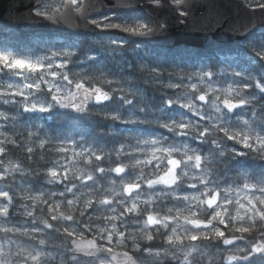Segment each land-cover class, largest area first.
<instances>
[{
	"label": "snow or ice",
	"instance_id": "6c2138e0",
	"mask_svg": "<svg viewBox=\"0 0 264 264\" xmlns=\"http://www.w3.org/2000/svg\"><path fill=\"white\" fill-rule=\"evenodd\" d=\"M241 2L264 21V0ZM197 6L29 7L27 19L77 32L43 54L0 48V264H264V27L256 38L255 22L229 23L234 56L174 66L134 65L124 57L140 45L113 34L163 37L165 10L188 29L223 27ZM81 28L99 37L95 47L83 46ZM105 58L134 70L111 73ZM68 111L105 123L78 139L45 128Z\"/></svg>",
	"mask_w": 264,
	"mask_h": 264
},
{
	"label": "water",
	"instance_id": "95a60500",
	"mask_svg": "<svg viewBox=\"0 0 264 264\" xmlns=\"http://www.w3.org/2000/svg\"><path fill=\"white\" fill-rule=\"evenodd\" d=\"M34 2L35 0H0V23L17 27L23 31L44 30L65 33L77 32V30L70 29L65 25H52L48 21L33 22L27 19L29 7ZM112 2H114V0H112ZM196 3L198 6L194 9V13L197 17L203 14L210 18L223 19V27L217 28L210 33L188 29L179 24L176 18L178 15L177 13H173L171 10H165L161 15L167 18L171 28L167 35L163 37L138 38L129 37L124 33L117 32L114 34L124 35L129 40L144 41L163 48H174L179 45L204 48L211 43L231 45L238 41L240 37L235 32L228 30L229 23L253 21L256 23L257 28L264 27V21H261L260 13L252 12L250 9L246 8L241 0H196ZM79 32L82 34H91L83 28H81Z\"/></svg>",
	"mask_w": 264,
	"mask_h": 264
},
{
	"label": "rangeland",
	"instance_id": "374dc122",
	"mask_svg": "<svg viewBox=\"0 0 264 264\" xmlns=\"http://www.w3.org/2000/svg\"><path fill=\"white\" fill-rule=\"evenodd\" d=\"M8 29V30H5ZM258 28L256 30V32L254 33V35L256 36V38H259L260 36V32H259ZM14 36H18L17 32L14 30V28H12L11 26H7V25H0V48H8L10 50H12L13 52L19 54V55H29V54H43L42 49L48 47V41H54L57 46L63 44L66 39H64L63 37H58V36H51V37H41L39 35H35L34 33H27L26 36L24 38H22L21 40H17L18 41V45H20V47H16L17 49H13L10 46H7V40L9 38H12ZM75 38V37H74ZM97 39H89V40H82L83 41V46L85 48L89 47L90 45H93L94 47L95 45V41ZM21 44H25L24 46ZM128 48L129 49H135L136 45L134 46H130L128 44ZM162 49V48H161ZM181 49L180 47H176L174 49H171V51L169 49H162V51L160 52H155L152 50V48L145 46V45H140L139 49L136 50V52H127L125 54V59L127 61H131L134 65L136 62L143 60L144 63H152V62H156L159 61L160 63L164 64L165 66H169V65H175L176 63H184V64H192V63H199V60H192V58L190 59H185L183 60V62H181V60L179 59L178 55L181 54ZM235 54L232 55H224V56H219L218 62H223L224 58L226 56H234ZM119 59V57L117 58ZM102 65L105 68V70L111 72V73H115L117 75H128L130 72H132L134 69H128L121 66H118L117 63H115L113 60L105 58L102 60ZM72 67L73 71H77L79 70V66H70ZM143 88H145L147 90V93L149 95H158L159 93L155 91L154 87L151 86L150 84H142L141 85ZM62 117V115H58L55 116L53 119L48 120L46 123L44 121H36V123H45V128L48 129L49 131H52L50 127H48L47 125L51 122L55 121L56 117ZM60 134H63L61 132H57ZM79 137H77L78 139ZM36 183V182H34ZM36 186H39V184H36Z\"/></svg>",
	"mask_w": 264,
	"mask_h": 264
},
{
	"label": "trees",
	"instance_id": "16d2710c",
	"mask_svg": "<svg viewBox=\"0 0 264 264\" xmlns=\"http://www.w3.org/2000/svg\"><path fill=\"white\" fill-rule=\"evenodd\" d=\"M6 42H7L6 43L7 46L12 47L13 49H17L16 47H20V45H18V41L16 38H10ZM236 43L237 42H235L230 46H226L222 44H212L202 49H193L185 46H180V49L181 50L188 49L190 51L197 53L196 56L192 57L193 61L199 60L200 62L202 61V62L216 63L219 61L218 59L219 56L235 54L227 51V49L235 46ZM21 45L24 46L25 44H21ZM90 46L94 47L93 45ZM130 46H134V45H130ZM148 47L152 48V50L157 53L162 51L160 47H153V46H148ZM221 49H223V51H221ZM102 123L105 122L102 121L99 116L82 117L66 112L65 114H62V117L61 116L56 117L55 121L49 123L47 126L50 127L51 130H54L55 132H61L67 135H77L78 133H91L94 129L97 128L99 124Z\"/></svg>",
	"mask_w": 264,
	"mask_h": 264
},
{
	"label": "flooded vegetation",
	"instance_id": "af4514ba",
	"mask_svg": "<svg viewBox=\"0 0 264 264\" xmlns=\"http://www.w3.org/2000/svg\"><path fill=\"white\" fill-rule=\"evenodd\" d=\"M105 11H107V9H105ZM109 14H111V13H109ZM11 27L14 28V30L17 32V35L27 34V33H34L35 35H39L41 37H51V36L54 37V36H58V37H63L66 40H70V39L74 38L75 37V34H76V33H65V32H57V31H44V30H35L33 32H30V31H23V30H21V29H19L17 27H13V26H11ZM114 35H117V34H114ZM118 36H121L124 39H127L129 45H137V44H139V45H146L147 44V42H137V41L129 40L124 35H118ZM79 39L81 41L82 40H89V39L94 40V39H99V37L96 36V35H92V34H82V35L79 36Z\"/></svg>",
	"mask_w": 264,
	"mask_h": 264
}]
</instances>
